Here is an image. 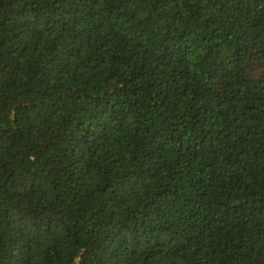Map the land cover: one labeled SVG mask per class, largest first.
<instances>
[{
	"label": "trees",
	"instance_id": "obj_1",
	"mask_svg": "<svg viewBox=\"0 0 264 264\" xmlns=\"http://www.w3.org/2000/svg\"><path fill=\"white\" fill-rule=\"evenodd\" d=\"M0 264H264V0H0Z\"/></svg>",
	"mask_w": 264,
	"mask_h": 264
}]
</instances>
